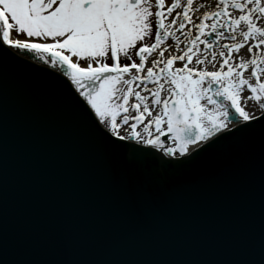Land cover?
I'll return each instance as SVG.
<instances>
[{
    "label": "snow or ice",
    "instance_id": "6c2138e0",
    "mask_svg": "<svg viewBox=\"0 0 264 264\" xmlns=\"http://www.w3.org/2000/svg\"><path fill=\"white\" fill-rule=\"evenodd\" d=\"M12 68L62 94L103 183L84 203L14 181L0 124V264H264V171L258 217L237 198L181 236L171 215L257 139L264 158V0H0Z\"/></svg>",
    "mask_w": 264,
    "mask_h": 264
},
{
    "label": "water",
    "instance_id": "95a60500",
    "mask_svg": "<svg viewBox=\"0 0 264 264\" xmlns=\"http://www.w3.org/2000/svg\"><path fill=\"white\" fill-rule=\"evenodd\" d=\"M0 124L6 129L14 181L23 183L41 175L67 186L84 203L98 200L103 178L91 133L50 81L28 70L10 69L7 81L0 83ZM262 171L264 158L257 139L225 167L220 184L188 193L172 210L181 236L211 209L237 198L250 201L258 217Z\"/></svg>",
    "mask_w": 264,
    "mask_h": 264
},
{
    "label": "bare ground",
    "instance_id": "6f19581e",
    "mask_svg": "<svg viewBox=\"0 0 264 264\" xmlns=\"http://www.w3.org/2000/svg\"><path fill=\"white\" fill-rule=\"evenodd\" d=\"M22 39H24V38H22ZM31 42H36V41H31ZM38 42V41H37ZM25 55L29 58L28 60H31V61H36L37 63H42V61H40L39 60V57H38V55L37 54H35V53H25ZM38 59V60H36V58ZM47 66H49V65H47ZM50 67V66H49ZM167 144L170 146V141H168L167 142Z\"/></svg>",
    "mask_w": 264,
    "mask_h": 264
},
{
    "label": "rangeland",
    "instance_id": "374dc122",
    "mask_svg": "<svg viewBox=\"0 0 264 264\" xmlns=\"http://www.w3.org/2000/svg\"><path fill=\"white\" fill-rule=\"evenodd\" d=\"M22 38H24V37H21V39H22ZM32 40H33V41H36V42L38 41V42H41V43L43 42V41H41V40H37L36 38H33ZM34 57H35V56H34ZM35 58H36V57H35ZM36 60H38V59L36 58ZM49 66H50V65H49ZM58 67H59V66H58Z\"/></svg>",
    "mask_w": 264,
    "mask_h": 264
}]
</instances>
